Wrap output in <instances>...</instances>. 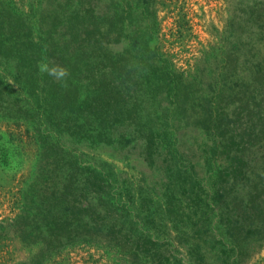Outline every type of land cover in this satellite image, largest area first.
<instances>
[{"label": "rangeland", "instance_id": "rangeland-1", "mask_svg": "<svg viewBox=\"0 0 264 264\" xmlns=\"http://www.w3.org/2000/svg\"><path fill=\"white\" fill-rule=\"evenodd\" d=\"M86 1L81 0L83 8L88 7ZM76 2L0 0V24L8 23L12 28L17 23L14 17L26 22L30 14L37 19L36 9L42 11L43 21L58 23L51 18L54 15L51 8L58 5L56 12L60 11L59 5L72 9ZM150 2L154 12L148 15L149 20L142 18L137 26L129 20L122 24L117 19L95 25L98 30L93 29L91 34L96 64L103 63L106 68L87 76L89 86L80 95V101L88 105L95 117L112 121L113 132L124 129L134 119L135 93L126 82L120 83L118 68L122 61L114 52H125L128 44L132 51L141 47L149 56H156L152 72L157 68L168 72L171 85L159 110L164 112L167 106L172 109L171 133L161 140L151 157L142 154L139 146H123L117 138L113 143L95 146L72 142L65 136L60 142L86 165L106 163L121 175V180L129 179L144 195L152 196V215L144 221L154 241L140 245L137 250V244L131 240L123 251L103 240L67 243L54 248L40 264H196L188 250L198 264H264V213L244 215L242 224L225 237L224 227L207 207L212 198L230 200L232 181L228 166L234 165L231 158L236 152L245 151L249 173L254 170L250 180L264 187V158H258L264 154V100L261 88L252 87L253 71L256 67L264 69V0ZM128 3L135 7V2ZM137 4L141 5L138 1ZM136 27L137 37L128 43L115 41L119 30ZM145 28L150 32L149 38L142 30ZM106 31L107 39L101 35ZM235 47L241 49L240 54H235ZM248 48L249 51L252 48L250 52ZM140 60L147 58L142 56ZM2 104L5 105L4 99H0ZM210 106L216 115L217 128L208 123L207 133H202L192 123L207 116L205 111ZM230 135L235 138L228 143ZM9 137L23 150L22 162L17 163L6 151ZM56 141L41 122L31 123L0 113V224L6 226L19 214L21 190L45 160L41 153H53ZM220 184L228 194H223L219 187L214 196V187ZM166 200L176 205L173 211L181 209V219L187 222L178 223L172 214L166 213ZM194 233L199 237L197 240L188 238ZM144 248L158 252L154 261L139 252ZM40 249L41 244H25L11 230H6L0 235V264L28 263Z\"/></svg>", "mask_w": 264, "mask_h": 264}, {"label": "trees", "instance_id": "trees-1", "mask_svg": "<svg viewBox=\"0 0 264 264\" xmlns=\"http://www.w3.org/2000/svg\"><path fill=\"white\" fill-rule=\"evenodd\" d=\"M76 1L77 6L72 9L59 5L60 11L56 12L58 5L51 8L54 13L51 18L58 23L43 21L42 11L36 9L35 12L40 16L37 19L30 14L26 22L18 16L14 17L17 23L12 28H9L8 23L0 24V59L4 66V71L0 72V99L5 102L4 106L0 105V113L31 123L35 120L41 122L47 133L57 140L53 153H41V158L45 160L21 190L19 214L6 226L0 224V235L11 230L25 244H41V249L33 258L23 264H40L54 248L72 242L103 240L123 251L125 244L131 240L137 244V250L140 245H150L154 241L146 226L147 221H144V218L152 215V196L144 195L143 190L129 179L121 180V175L106 163L86 165L87 162L80 160L72 149L60 142L61 137L65 136L72 142L95 146L113 143V139L117 138L123 146H139L142 154L151 157L161 140L171 133L172 109L167 106L164 112L159 110L171 85L168 72L159 68L152 72V61L156 56H149L150 53L146 54L141 47L132 51L128 44L125 52H114L122 61L118 68L120 83L126 82L135 93L134 121H128L124 129L115 133L112 121L95 117L87 109L88 105L80 101V95L89 86L86 85L87 76L95 70L106 68L103 63L96 64L91 34L95 29L98 30L95 25L108 19H117L122 24L129 20L137 26L144 20L142 18L149 20L148 15L154 12L151 0H130L135 2V7L129 5V0H87V8L82 7L81 0ZM103 7L108 9L104 11ZM22 23L25 24L23 28L19 26ZM121 30L118 31L116 42L126 40L128 43V40L139 34L137 27ZM142 30L149 38L148 28ZM101 35L106 39L109 37L108 31ZM235 50L236 55L240 54L239 47H235ZM142 56L147 60L141 61ZM40 62H48L50 66L58 64L66 68L69 75L63 81L56 80L38 71ZM262 68L256 67L253 71L252 87L254 90L257 86L261 88L260 95L264 100ZM96 98L92 97V100ZM86 101L88 104L92 102L91 99ZM205 113L208 115L198 117L192 123L194 127H200L202 133H207L208 123L217 128L212 106ZM234 138V135H230L228 143L233 142ZM13 141L9 137L10 145L6 151L17 163L22 162L23 150ZM139 141H142L141 144H138ZM244 153L236 152L231 158L234 165L228 166L232 181L230 200L212 198V202L207 205L215 220L224 227L225 237L228 231L242 224L244 215L264 213V187H258L253 184L257 182L250 180L254 170L249 173V159ZM48 156H51L50 159ZM258 158L263 160L264 154ZM101 165L106 168L101 169ZM219 187L223 194L227 193L220 184L214 187V196L218 194ZM207 198L208 195L205 200ZM165 208H168L166 213L172 214L176 222H187L181 219L180 208L173 211L176 205L171 201L166 200ZM189 236L193 240L199 238L195 233ZM139 252L149 256L151 261L155 260V254L158 253L149 248ZM196 254L199 256L200 252ZM188 255L198 264L190 250Z\"/></svg>", "mask_w": 264, "mask_h": 264}, {"label": "clouds", "instance_id": "clouds-1", "mask_svg": "<svg viewBox=\"0 0 264 264\" xmlns=\"http://www.w3.org/2000/svg\"><path fill=\"white\" fill-rule=\"evenodd\" d=\"M38 71L41 73H47L56 80H65L69 75L68 70L58 64H50L48 62H40L38 64Z\"/></svg>", "mask_w": 264, "mask_h": 264}]
</instances>
